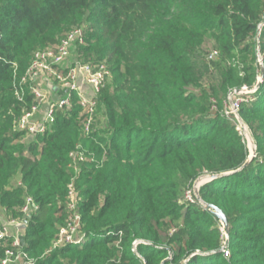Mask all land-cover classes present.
I'll use <instances>...</instances> for the list:
<instances>
[{
	"label": "trees",
	"instance_id": "1",
	"mask_svg": "<svg viewBox=\"0 0 264 264\" xmlns=\"http://www.w3.org/2000/svg\"><path fill=\"white\" fill-rule=\"evenodd\" d=\"M262 23L264 0H0V218L19 217L34 198L25 250L35 264H264V77L240 108L256 145L250 163L224 114L230 92L262 77ZM80 27L79 59L111 71L94 130L84 132L75 99L50 131L30 138L17 127L36 100L28 87L18 100L15 78L37 51L57 49ZM207 37L218 59L200 55ZM78 148L87 159L76 176L70 153ZM206 174H224L199 193L227 216L229 258L221 219L185 200ZM75 176L88 240L53 249ZM4 256L0 246V264Z\"/></svg>",
	"mask_w": 264,
	"mask_h": 264
},
{
	"label": "built area",
	"instance_id": "2",
	"mask_svg": "<svg viewBox=\"0 0 264 264\" xmlns=\"http://www.w3.org/2000/svg\"><path fill=\"white\" fill-rule=\"evenodd\" d=\"M263 26L264 23L260 26L259 33ZM85 44L84 28H76L61 41L57 49L46 48L37 51L25 76L20 80L15 78L14 88L18 100L20 102L26 100V87L30 88L36 100L31 109L26 111L19 120L17 127L19 131L25 132L30 138L46 134L55 123L57 112L60 109H72L76 99L84 117V132L88 135L93 132L98 108V94L111 76V71L106 63L96 65L82 63L76 51L79 46ZM217 55L218 52L214 51L209 59H214ZM259 63L263 66L261 55H259ZM51 81L53 84L54 81L56 83L51 89L59 93L64 92L63 96L52 99L51 95L44 92L41 85ZM261 82L260 80L253 88L244 86L230 92L224 110L225 116L236 124L239 134L247 144L250 159L255 157L256 145L248 126L240 116V108L244 101L253 100V95L258 91ZM86 159L82 148L70 153L71 167L75 170L76 176L79 175L80 166ZM76 176L72 178L67 188V219L65 225L59 229L54 249L66 245L78 246L88 240V235L83 230L80 212L81 197L76 185ZM208 177L199 179L196 185L185 193L186 201L201 202L200 188L210 182L211 178ZM38 209L39 206L34 198L28 195L20 210V216L10 217L0 225V246L5 248V256L1 264L36 263V260L30 257L25 250V236L29 220ZM137 247L138 242L134 243V252L136 250V254L140 257Z\"/></svg>",
	"mask_w": 264,
	"mask_h": 264
},
{
	"label": "rangeland",
	"instance_id": "3",
	"mask_svg": "<svg viewBox=\"0 0 264 264\" xmlns=\"http://www.w3.org/2000/svg\"><path fill=\"white\" fill-rule=\"evenodd\" d=\"M260 37V35H258V38ZM259 40V39H258ZM259 49V48H258ZM214 51H218V55L216 56V57H214V59H218V57H220V50H219V48L216 46V43H215V41L211 38V37H207L206 38V40L204 41V43H203V45H202V47H201V49H200V55L204 58H207V57H209ZM75 57V56H74ZM232 62L233 63H235L236 65H238L239 66V68H240V70L243 72V70H244V65L243 64H241L240 62V60H232ZM244 73L245 72H243V75H244ZM263 81V78L262 77H260L259 78V80H258V82L259 81ZM108 82L110 83L111 82V77L109 78V80H108ZM262 83V82H261ZM56 83H55V81H54V84H53V81H51L50 83H43L42 85H41V87L45 90L44 92H46V93H48L49 95H51V93H52V89H51V87H54V85H55ZM53 94V93H52ZM104 126H105V121H103V120H101L100 121V124H98V127H102V128H104ZM254 158V157H253ZM253 158H251V159H253ZM249 161H250V156H249ZM250 163V162H249ZM209 176V177H208ZM202 177H208V178H211L210 177V175H208V174H206V175H203V176H201V177H199V178H197L195 181H193L192 182V184H191V186L189 187V188H186V190H185V192H187L188 190H190V189H192L195 185H196V182L199 180V179H201ZM201 203L204 205V202L201 200ZM3 222V218H0V223H2ZM221 230H223L222 232H223V238H224V240H225V243H224V245H223V247H222V249H221V252H224L225 253V256L226 257H230V250H229V242H230V233H229V230H228V228H226L225 226H224V224H223V222H222V220H221ZM225 229V230H224ZM53 249H54V247H53ZM53 249H52V251H53ZM133 251H134V248H133ZM134 253H136V250H135V252Z\"/></svg>",
	"mask_w": 264,
	"mask_h": 264
},
{
	"label": "water",
	"instance_id": "4",
	"mask_svg": "<svg viewBox=\"0 0 264 264\" xmlns=\"http://www.w3.org/2000/svg\"><path fill=\"white\" fill-rule=\"evenodd\" d=\"M263 77H264V68H263V70H262V78H263ZM251 160H252V159H250V161H248V163L251 162ZM248 163H247V164H248ZM221 176H224V174H223V175L211 176V180H210V181H213V180H215V179H218V178H220ZM200 200H202L201 197H200ZM204 205H205V208H206L207 210L212 211L216 216H218V217L222 220L224 226H225L226 228H228V230H229V224H228L227 216H226V214L224 213V211L221 210L219 207H217V206L214 205V204H206V203H204Z\"/></svg>",
	"mask_w": 264,
	"mask_h": 264
},
{
	"label": "crops",
	"instance_id": "5",
	"mask_svg": "<svg viewBox=\"0 0 264 264\" xmlns=\"http://www.w3.org/2000/svg\"><path fill=\"white\" fill-rule=\"evenodd\" d=\"M53 93V94H52ZM52 93H51V98L52 99H54V98H56V97H61V96H63L64 95V92H58V91H54V90H52ZM5 221V219H3V222ZM2 222V223H3ZM1 223V224H2Z\"/></svg>",
	"mask_w": 264,
	"mask_h": 264
}]
</instances>
